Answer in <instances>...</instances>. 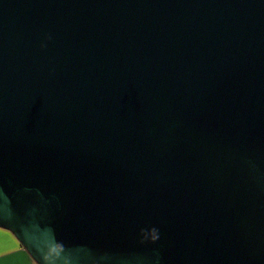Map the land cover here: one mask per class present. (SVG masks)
Returning a JSON list of instances; mask_svg holds the SVG:
<instances>
[{"label": "water", "instance_id": "obj_1", "mask_svg": "<svg viewBox=\"0 0 264 264\" xmlns=\"http://www.w3.org/2000/svg\"><path fill=\"white\" fill-rule=\"evenodd\" d=\"M0 227L35 264H264V0H0Z\"/></svg>", "mask_w": 264, "mask_h": 264}, {"label": "crops", "instance_id": "obj_2", "mask_svg": "<svg viewBox=\"0 0 264 264\" xmlns=\"http://www.w3.org/2000/svg\"><path fill=\"white\" fill-rule=\"evenodd\" d=\"M0 264H35L13 233L0 227Z\"/></svg>", "mask_w": 264, "mask_h": 264}]
</instances>
